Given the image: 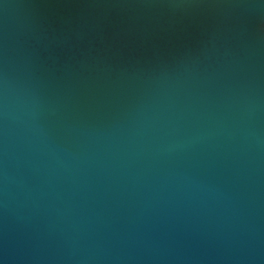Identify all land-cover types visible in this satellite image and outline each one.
Returning <instances> with one entry per match:
<instances>
[{
  "label": "water",
  "instance_id": "obj_1",
  "mask_svg": "<svg viewBox=\"0 0 264 264\" xmlns=\"http://www.w3.org/2000/svg\"><path fill=\"white\" fill-rule=\"evenodd\" d=\"M0 264H264V0H0Z\"/></svg>",
  "mask_w": 264,
  "mask_h": 264
}]
</instances>
